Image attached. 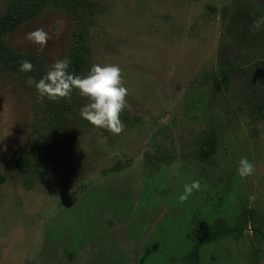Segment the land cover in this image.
I'll list each match as a JSON object with an SVG mask.
<instances>
[{
	"label": "rangeland",
	"instance_id": "rangeland-1",
	"mask_svg": "<svg viewBox=\"0 0 264 264\" xmlns=\"http://www.w3.org/2000/svg\"><path fill=\"white\" fill-rule=\"evenodd\" d=\"M33 11L0 38L78 75L118 65L127 107L112 134L0 59V264H184L197 219L238 229L198 264H264V0H0V28Z\"/></svg>",
	"mask_w": 264,
	"mask_h": 264
},
{
	"label": "clouds",
	"instance_id": "clouds-1",
	"mask_svg": "<svg viewBox=\"0 0 264 264\" xmlns=\"http://www.w3.org/2000/svg\"><path fill=\"white\" fill-rule=\"evenodd\" d=\"M264 25V15L252 22V28L260 29ZM25 38L39 45L42 50L48 40V33L42 28H37L26 33ZM71 61L68 57L54 61L46 73L35 83L37 93L50 101L70 97L76 90L88 103L80 108V116L89 124L105 129L112 134H120L124 125L120 120L121 112L127 107L125 97L128 89L122 83L121 69L116 64H93L85 75L74 74L69 71ZM33 68L29 60L20 62L18 71L30 72ZM254 164L246 157H241L237 163L236 173L240 178L251 176ZM201 183L192 180L182 185V192L178 196L180 202L188 200L194 193L199 192ZM250 202L255 200L254 195H249Z\"/></svg>",
	"mask_w": 264,
	"mask_h": 264
},
{
	"label": "trees",
	"instance_id": "trees-1",
	"mask_svg": "<svg viewBox=\"0 0 264 264\" xmlns=\"http://www.w3.org/2000/svg\"><path fill=\"white\" fill-rule=\"evenodd\" d=\"M37 11H33L32 14L26 15L23 19L17 21L13 20L10 22L11 25L5 30L4 26L0 28V35L5 31L9 30V28H15L21 22L29 20L31 16L37 14ZM0 59L9 67L19 68L20 62L22 60H29L33 68L29 72L32 76L34 82L38 81L48 70L47 64L43 61V59L37 55L36 53H21L18 50L14 49L10 44L6 43L3 39L0 38ZM80 57L76 56L71 59V63L69 65V71H72L76 74L75 67L80 62ZM64 100V103H69V100H65L64 98L57 99L56 101H50L45 97H42L43 103H45V107L49 108L50 106L58 103L59 100ZM17 168L19 171L25 173L31 167V157L29 156H19L16 160ZM238 232L236 227L229 226L222 219L218 221H207L202 219H197L193 222L192 227L190 228L189 238L191 240L190 250L187 252L184 258V264H198L200 251L201 249L209 244L218 241L220 238H224L231 234Z\"/></svg>",
	"mask_w": 264,
	"mask_h": 264
}]
</instances>
